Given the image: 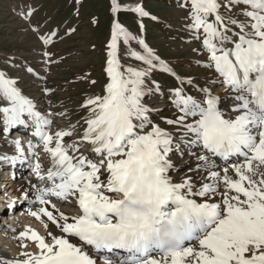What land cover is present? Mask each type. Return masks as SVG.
Segmentation results:
<instances>
[{
	"label": "snow or ice",
	"instance_id": "snow-or-ice-1",
	"mask_svg": "<svg viewBox=\"0 0 264 264\" xmlns=\"http://www.w3.org/2000/svg\"><path fill=\"white\" fill-rule=\"evenodd\" d=\"M179 6L187 11L186 29L199 42L192 49L204 58L198 66L213 73L207 82L220 85L233 102L229 118L211 87L178 76L120 23L121 11L140 18L141 32L143 18L157 20L139 3L111 0L105 82L100 94L81 104L87 112L82 132L75 124L45 131L51 119L35 110L17 80L0 71L5 131L31 120L38 138L37 144L29 142L28 155L39 182L31 186L30 203L39 206L27 214L44 229V235L32 228L21 232L16 238L31 241L36 251L5 264H264V0H179ZM31 15L21 13L37 39L52 44L58 31L41 35ZM76 31L70 28L66 35ZM44 55L46 62L58 63ZM125 59L139 64L122 63ZM26 71L35 74L31 67ZM156 71L180 85L169 89L176 114L161 116L164 127L145 103L160 92L152 80ZM184 85L197 95L187 94ZM44 91L50 95L53 89ZM65 137L75 138L68 144ZM37 148L48 156L47 168ZM185 154L198 163L175 182L172 172L179 169L172 157ZM28 196L25 191L24 199ZM53 199L74 212L62 211Z\"/></svg>",
	"mask_w": 264,
	"mask_h": 264
},
{
	"label": "rangeland",
	"instance_id": "rangeland-1",
	"mask_svg": "<svg viewBox=\"0 0 264 264\" xmlns=\"http://www.w3.org/2000/svg\"><path fill=\"white\" fill-rule=\"evenodd\" d=\"M119 2L123 5L139 3L150 16L157 17L155 21L148 17L143 18L144 30L141 32L140 18L135 13L121 11L118 14L120 23L133 34L141 36L178 76L185 79L191 77L197 87H211L215 95L224 93L220 85L207 82L213 73L197 64L198 60L203 63L204 58L192 51L193 48L199 47V42L193 40L192 34L186 29L187 11L179 6V0H119ZM110 3L111 0H0V71L17 80V87L21 93L35 106L40 107L43 116L51 119V133L68 129L73 124L77 125V132H82V117L87 112L81 108V104L88 96L102 92L105 82L103 67L106 44L110 38L113 19ZM27 10L32 11L30 23L39 28L41 35L58 31L59 35L54 37L52 44L44 45L42 40L37 39L29 22L21 16V13ZM70 28L77 31L66 35ZM132 46L140 50L134 42ZM45 52L50 53L51 59L58 63L46 62ZM122 63L139 64L137 61L126 59L122 60ZM29 67L35 74L26 71ZM86 73H90L89 79H80ZM91 79L97 83L90 84ZM152 80L160 85V92L146 97L145 103L154 109L151 113L154 121L164 127L161 116L174 119L176 110L171 112L169 109L159 107V103L167 100L169 102V89L175 86L176 80L160 71L153 73ZM189 88L192 87L184 85L186 93ZM45 89L53 91L46 95ZM192 93L196 96L195 90ZM49 113L52 115L49 116ZM74 138L65 137V143L70 144ZM6 141L0 132V143L4 144L2 153L8 150ZM190 158L187 154L182 159L178 155L172 157L178 169L189 162ZM181 171L178 182L188 173V170ZM2 180L4 183L7 182L6 178ZM4 183L3 190H7ZM6 194L10 197L0 202L2 215L9 211L6 209L8 204L18 206L19 202L21 203L13 199L10 190H7ZM2 215L0 214L2 224L12 225Z\"/></svg>",
	"mask_w": 264,
	"mask_h": 264
},
{
	"label": "bare ground",
	"instance_id": "bare-ground-1",
	"mask_svg": "<svg viewBox=\"0 0 264 264\" xmlns=\"http://www.w3.org/2000/svg\"><path fill=\"white\" fill-rule=\"evenodd\" d=\"M223 91V90H222ZM221 91V92H222ZM220 92V93H221ZM218 95V94H217ZM222 97V100L226 99L224 98V93L222 92L220 94ZM171 97V96H170ZM168 101V100H167ZM167 101H161L159 103V107H163L165 109H169V111L173 112L175 111V108L172 107L171 105V98H169V102ZM231 100L228 102L222 101L221 105L222 106L221 110L224 111L225 108L228 107L227 104H229ZM6 106L3 102H0V107ZM32 125V122H30ZM15 126H12L5 131L4 125L2 120H0V132L1 135L5 139H7L6 143L8 145V150H11L12 152V157H5V155L2 153V147H4L2 142L0 143V171L3 170L5 172L4 175L5 177L10 176V173L15 175H18L20 173V178H16L14 181H10V184H8V189L10 190V195L13 196V199H16L19 202L18 206H13L12 212H6L5 215H2L3 212H0L2 217H6L10 223L13 225H6L2 224V219H0V264H5L7 261H15V260H23L25 259L24 256L21 255L22 252H35L36 248L35 245L31 241H25L22 238L17 239L16 237H19V234L21 232H24L25 229L27 228H32L39 232L41 235H44V229L42 225L36 221L33 217L29 216L27 214V210L31 207L33 210L38 207L39 205H32L30 201L34 199V196L32 195L33 189L32 185L33 184H39V182L36 179L35 174L31 170L30 164L35 163V160L33 157L28 155V144L31 141L33 144L38 143V138L34 137L32 135V132L34 131V127L30 129L26 134L20 135L18 133V129H14ZM52 130L51 126L49 128H46L45 131H50ZM16 131V132H13ZM21 137V138H20ZM16 141L20 142V145L24 150H27V153L23 156H21L16 150ZM24 141V143L22 142ZM22 142V143H21ZM194 151H198L197 149H193ZM36 151L40 154L39 159L43 166H48L49 164V158L46 154L43 153L41 148H37ZM10 152V151H9ZM177 156V155H176ZM16 157L15 160L12 158ZM174 157V156H173ZM21 162L22 164H20ZM14 163L15 165H12ZM198 163L197 159L195 156H191L190 161L186 162L176 173L177 171L172 172V178L174 180L179 179L180 171H187L189 166L195 167L196 164ZM218 163V161H217ZM30 172V175L28 178H25L24 175L26 172ZM181 171V172H182ZM9 175V176H8ZM1 176V174H0ZM3 176V177H4ZM2 177V176H1ZM7 178V180H8ZM2 183H0L1 185ZM7 190H3V187L0 186V201H2L3 198L8 197L9 195L6 194ZM28 191L29 196L28 199H24V192ZM4 193V194H3ZM9 193V192H8ZM10 197V196H9ZM53 202L57 204L59 208H61L62 211H65L66 213H73L74 208L71 205H64L55 199H53ZM27 243L29 246L27 248L21 247V243Z\"/></svg>",
	"mask_w": 264,
	"mask_h": 264
}]
</instances>
